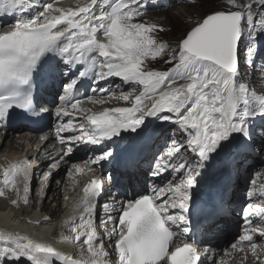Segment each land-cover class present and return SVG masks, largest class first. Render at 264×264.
<instances>
[{"label": "snow or ice", "instance_id": "6c2138e0", "mask_svg": "<svg viewBox=\"0 0 264 264\" xmlns=\"http://www.w3.org/2000/svg\"><path fill=\"white\" fill-rule=\"evenodd\" d=\"M227 3L238 10L207 14L172 47L157 41L154 33L163 31L161 25L133 22L143 14L142 0H86L83 6L67 9L55 7L49 0H0V14L14 17L9 30H0V120L17 109L24 115L41 107L38 93L34 95L35 78L46 71L60 83L54 114L59 121L57 134L68 133L60 135L67 153L73 151L74 143L91 144L100 146L92 164L114 160L119 154L117 141L140 136L149 117L174 123L187 137L172 139L167 150L155 156L151 176L163 183L147 194L120 201L117 215L109 214L103 221L112 225L105 231L114 239L118 264H203L194 243L175 241L193 230L190 216L206 169L242 154H264V94L253 90L264 81L250 87V73L244 69L249 65L256 73L259 68L264 75V61L257 65L264 49V0ZM98 34L104 39H98ZM242 43L246 44L243 59ZM166 50L171 55L165 63L171 67L163 71L146 68L148 58L161 57ZM112 78H119L129 91L120 85L99 87L101 81ZM78 86H87L93 95L80 98ZM137 87L142 91L133 98ZM115 89H120L119 96ZM97 93L107 95L108 100H131L132 106L98 112L82 107L84 99L92 104L108 102L97 99ZM82 171L77 167V172ZM166 173L172 178L164 179ZM49 175L45 174V182ZM18 176L24 177L23 201L28 203L22 163L4 169L0 196L7 188L19 193ZM260 177L262 172L256 171L249 181L242 209L243 234L238 241L248 242L254 256L253 234L264 237V183L257 186ZM102 191L103 182L93 178L76 205L83 211L80 223H74L71 230L75 241H82L80 259L28 236L0 231V264H20L22 258L29 264H110L94 223ZM232 248L237 249V244ZM238 251L244 252V248Z\"/></svg>", "mask_w": 264, "mask_h": 264}, {"label": "bare ground", "instance_id": "6f19581e", "mask_svg": "<svg viewBox=\"0 0 264 264\" xmlns=\"http://www.w3.org/2000/svg\"><path fill=\"white\" fill-rule=\"evenodd\" d=\"M49 2H53L55 7L67 9V8H76L78 6H83V4L86 2V0H49ZM144 4H145V7H144ZM174 4H175V0H166V1L165 0H160V1H158V0H142L141 9L144 7L142 12H146V13L150 12V14L152 16L158 17L161 25L163 26L165 31L168 32L169 30L167 27V22L164 20H161L159 18L161 13H164L166 11L160 9L159 7H163L165 5L173 6ZM148 5H152V6H148ZM140 18H141V16L134 18L133 22L134 23H142V22H139ZM6 21H8V20H4L1 23H7ZM170 28H172V25L170 26ZM154 35H155V33H154ZM155 37H156V35H155ZM166 39L169 40V38H167V37H166ZM157 41H158V39H157ZM157 58H159V57H157ZM153 61H154L153 64H154L155 68H157V64L155 62V59L148 58L145 61L147 69H155L154 67H151L149 65V63L153 62ZM161 62L164 64V66L168 65L167 63H165V59L162 60ZM157 69H162V68H157ZM258 80L262 81L261 79H258ZM179 82H183V81H179ZM255 82L257 84V81H255ZM252 86H253V84H252ZM102 87L105 88V85H102ZM107 88L111 89V86H109ZM120 89H123V91H125V92L129 91L128 87H120ZM120 89H115L117 96L120 95ZM253 90L257 91L258 94H264V85H261L258 88L254 87ZM140 91H142V88L137 87V89L134 93L140 92ZM96 98L97 99L103 98V99L108 100L107 95L101 97L98 93L96 94ZM109 101L112 103H116V102H119L122 100L111 99ZM64 120H65V122L67 121V119H64ZM169 127H170V125H165L163 128L155 130L152 134V137H155L159 133L164 132V130L168 129ZM147 132H148V129H146L144 131V133H142V134H146ZM166 133H168V132H166ZM60 135L66 136V135H68V133H66V134L61 133ZM134 137H137V136H134ZM50 143L51 142H49V141L44 143L37 133L22 131L16 135V134H13V132L7 131L4 135V139L2 141H0V185H2V183H3L2 178H3L4 169L9 168L10 167L9 164L11 162L13 164L14 163H22L23 166L25 167V165L23 163V160H24L28 164L24 168L25 173H27L31 170H34L35 172H39L40 165H36V164L33 165L32 160L34 159L35 155L39 158H43V156H44V152H42L43 148L49 147V151L52 150V145ZM247 155H250V154H247ZM249 159H250V157L246 158L243 165H242V171H244V173H246L245 176H247L245 181H243L242 183H239V180L237 179V177L239 176V170L235 169V167L231 168L230 172H227V171H229V168H230L229 165H231L232 159L226 160L223 163H221V165H220L221 167L218 169H214L212 167L211 172L209 174H208L207 169H206L207 175L204 177V180L202 182V183H204L206 178L212 177L213 173L215 172L214 186L217 187L216 189L219 190L222 188L226 191V193H228V194H226L224 192V195H227L226 203H231L232 211L235 213L234 216L238 215V213H239L238 212V208H239L238 204L242 203L244 198L241 195L246 194L245 191H247L249 188L248 185H249L250 176H252L253 173L257 171L256 168L254 169V171L250 170L254 166H249V167L244 166ZM43 163H46V162L43 161ZM115 171H117V170H115ZM69 172L72 173L73 170L71 169L69 171L67 169L66 165L64 164L52 176V178L50 179V185H49L47 192L43 198L42 209L45 210L47 213H50L51 215H53L57 220H62L61 218L64 216V214L67 211L70 215L68 217L69 222L66 223L67 224V226H66L67 238H69V240H74L75 233H73L71 229L74 226V223L75 224L80 223L79 216H80L81 212L83 211V209L81 207H76V205L78 204V202L80 201L81 198L78 201L77 197H74L73 201L69 205V208L67 205L62 203L66 197V195H64V193H65L64 185H66L67 190L71 189L72 179L74 178L73 175L68 174ZM263 174H264V171H262V175ZM202 175H203V173H202ZM18 181L20 184V187L17 186V188L20 189L19 193H17V191H15L11 188H7V189H5V195L0 196V202L9 203L13 207V209H8V211L6 213H0V224L5 225L6 227H10V226L17 227L19 232H21V234H23V235H27L29 233H35V234L39 235L42 239H50V240H52L51 242L54 244L55 249L60 251V248H61V251L68 254V255H71V253H70L71 251L75 253L74 249H71V250L69 249L70 246H68V245H70V243H68V245H60L59 243H56L53 240L55 233L52 230L55 227L52 225V222L46 221L45 224L47 226L45 227L44 230L40 231L37 227L29 224L27 221L21 219L20 217H16L17 215H20L23 213L33 212V210H29L26 207V205H25L26 203H24V201H23L24 194H23V187L22 186L24 184V177L18 176ZM40 184L41 183L38 182L37 177L34 174L33 175V182H32V189H31L30 194L28 196V204H30L32 208H35L36 203L40 198L39 192L37 191ZM259 185H260V183H257V186H259ZM110 186H111V180L107 177L106 178V186L104 188L105 191L103 192L102 195H100V197L96 201L94 223L96 224V230L99 229V230H97L98 233L101 232L100 229L104 228L103 225H107V229H109V226H110L109 223H104L103 218H101L102 209H103V207L101 206V202H103L105 198H106V200L109 201V197L114 196V194L109 193V187ZM140 194H146V193H140ZM13 200H16L17 203H15V204L12 203ZM114 200L116 201V199H114ZM73 218H75L74 221H73ZM38 219L39 218H37V220ZM59 223H62V221H59ZM221 230H224V228L222 227ZM104 242H106V241H104ZM108 242L110 243L111 241H108ZM257 247H258V245H257ZM85 255H87V253H85ZM21 260L23 261L26 259L22 258Z\"/></svg>", "mask_w": 264, "mask_h": 264}, {"label": "rangeland", "instance_id": "374dc122", "mask_svg": "<svg viewBox=\"0 0 264 264\" xmlns=\"http://www.w3.org/2000/svg\"><path fill=\"white\" fill-rule=\"evenodd\" d=\"M160 1V0H158ZM166 1V0H165ZM145 7V4H144ZM144 7L141 9L143 10ZM160 9L166 11L164 13H161L159 18L161 20H164L167 22L168 32L165 31L163 28V31H157L155 32L156 38L159 42H167L170 46L174 47L176 43L181 40L185 34L197 23L201 22L202 19L209 13L217 11V10H238L237 6H229L227 3V0H175V4L173 6L165 5L163 7H159ZM168 9V10H167ZM141 18L139 22L147 23V24H157L161 25L160 20L158 17L152 16L150 12H142ZM145 14V15H144ZM201 20V21H200ZM172 25V28L170 26ZM162 26V25H161ZM163 27V26H162ZM169 38V40L166 39ZM245 47L246 44L242 43L241 46V58L243 59V56L245 55ZM171 53L166 50L165 53L155 59V62L157 64V68H163L164 64L161 62L162 60H167ZM261 61H264V49H261L258 57H257V65L261 63ZM154 61L150 62L149 65L151 67H154ZM172 66V65H171ZM170 66V67H171ZM155 68V69H157ZM245 71L249 72L250 75L248 76V81L250 82V87L254 85H257L255 81H258V79H261L264 81V75H261V70L257 68L256 73H253L252 66L245 65L244 66ZM259 86L255 87L258 88ZM27 131L25 129H20L17 133ZM259 145H257V148ZM251 153L250 159L247 161V163L244 166H254L250 170H253L256 168L257 171H264V154H260L259 152ZM246 154H242L240 156L235 157L231 160V165H229V171L231 168L235 167V169L239 170V176L237 179L242 183L247 176H245L246 173L242 172V161L244 159ZM252 176H250V179ZM264 174L262 177L257 178L258 181H262L264 183ZM44 214V213H41Z\"/></svg>", "mask_w": 264, "mask_h": 264}, {"label": "water", "instance_id": "95a60500", "mask_svg": "<svg viewBox=\"0 0 264 264\" xmlns=\"http://www.w3.org/2000/svg\"><path fill=\"white\" fill-rule=\"evenodd\" d=\"M211 13H212V12H211ZM209 14H210V13H209ZM202 20H203V19H202ZM201 22H202V21H201ZM195 26H196V25H194L193 27H195ZM193 27H192V28H193ZM190 30H191V29H190ZM190 30H189V31H190ZM241 46H242V45H241ZM241 51H242V49H241Z\"/></svg>", "mask_w": 264, "mask_h": 264}]
</instances>
